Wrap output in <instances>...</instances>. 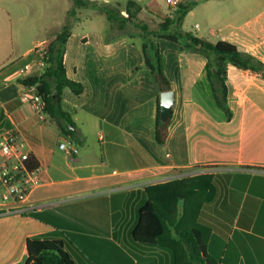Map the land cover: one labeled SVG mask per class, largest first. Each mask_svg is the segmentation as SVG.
I'll list each match as a JSON object with an SVG mask.
<instances>
[{
    "label": "crops",
    "instance_id": "crops-1",
    "mask_svg": "<svg viewBox=\"0 0 264 264\" xmlns=\"http://www.w3.org/2000/svg\"><path fill=\"white\" fill-rule=\"evenodd\" d=\"M182 3L195 4L188 15H198V37L234 44L264 63V0ZM94 13L77 14L66 44L67 76L84 86L80 95L68 87L62 92L63 108L75 124L73 135L61 134L48 118L40 122L31 106L18 101L23 91L19 80L24 77L7 82L17 70L0 74V135L15 131L24 152L40 162L34 171L40 182L22 205L25 213H17L19 206L12 204L8 211H0L3 262L22 264L27 239L40 237L64 240L76 264H174L167 245L133 240L138 212L148 200L146 189L209 175L215 194L210 198L195 186V196L187 203V210L194 211L189 225L201 231L207 253L217 264H264L262 76L228 65L233 114L228 121L210 100L207 60L157 39L164 72L177 94L162 148L154 128L161 91L152 73L142 68L140 43L122 35L108 20L102 28L89 26ZM150 15L157 25L158 17ZM61 28H44L47 37L32 42L23 58L34 59V66V50ZM66 141L79 149L73 158L59 148ZM36 205L46 207L28 211Z\"/></svg>",
    "mask_w": 264,
    "mask_h": 264
},
{
    "label": "trees",
    "instance_id": "trees-1",
    "mask_svg": "<svg viewBox=\"0 0 264 264\" xmlns=\"http://www.w3.org/2000/svg\"><path fill=\"white\" fill-rule=\"evenodd\" d=\"M72 3L73 6L61 30L42 44L45 61L42 72L19 80L23 86H35L36 92L44 102V113L48 121L56 124L61 134L71 136L75 128L71 115L63 108V89L68 87L75 95L84 92L82 83L67 76L64 64L66 44L78 10L91 9L96 14L105 16L114 28L132 42L139 40L144 58L142 68L149 70L156 78L161 93L173 90V85L164 72V57L156 42L157 39L172 42L182 52L203 56L207 60L206 74L211 88L210 100L228 121L233 115L228 104V65L259 74L264 79V63L254 56L239 51L234 44L225 41L213 43L184 29L185 18L195 6L193 3H181L168 13L158 4L149 3L147 11L159 19L155 28L139 18L143 9L133 0H129L124 9L120 3L107 5L97 0H72ZM35 51L36 49L34 53ZM160 97L161 94L156 99L154 128L156 142L164 148L171 115L168 121L161 120ZM11 106L12 103L7 104L9 109ZM25 163L30 172L40 167V162L33 154H29ZM210 180L211 176L201 175L147 188L148 200L138 212V221L132 231L133 240L146 245H167L174 255V264H217L207 253L201 231L189 225L193 220L194 211L187 210V203L195 196V186L207 191L212 198L215 187L211 186ZM33 215L40 218V214ZM22 264L76 263L66 250L64 240L34 237L26 241V256Z\"/></svg>",
    "mask_w": 264,
    "mask_h": 264
},
{
    "label": "rangeland",
    "instance_id": "rangeland-1",
    "mask_svg": "<svg viewBox=\"0 0 264 264\" xmlns=\"http://www.w3.org/2000/svg\"><path fill=\"white\" fill-rule=\"evenodd\" d=\"M97 1L107 5H116V3H120L122 7H125L129 0ZM133 1L143 9L141 12V19L146 20L152 28H155L156 24L152 23L151 19H149L151 17L153 18V16H151L146 9L151 0ZM157 1L163 8H167V0ZM72 6V0H0V74L7 70H13L15 72L17 70V72L7 80L8 83H16L17 79L22 77V75L18 73V67H20V65L24 66L25 63L33 65L34 59L23 58L24 53L33 46L32 42L47 37L44 29L46 27L50 26L52 31L60 29L62 25H64L68 17L67 13ZM79 12H82L85 16L94 13L91 9L78 10V13ZM95 15L92 22L88 24L89 26H99L102 28L109 25L105 17L98 16V14ZM197 16L198 15L195 13L190 14L184 21V29L191 31L195 35H199L195 31ZM132 30L135 31L136 29L132 28ZM137 41L140 43L139 40ZM10 57L12 60L9 62L8 59ZM192 59L197 60L195 57H192ZM41 72L42 70L40 73ZM29 74L30 76L33 75L31 72ZM35 74H39V71H36ZM1 97L0 93V99ZM217 110L223 114L220 109L217 108ZM0 264H6L3 262L1 252Z\"/></svg>",
    "mask_w": 264,
    "mask_h": 264
},
{
    "label": "built area",
    "instance_id": "built-area-1",
    "mask_svg": "<svg viewBox=\"0 0 264 264\" xmlns=\"http://www.w3.org/2000/svg\"><path fill=\"white\" fill-rule=\"evenodd\" d=\"M182 3V0H167V4L172 9H176ZM36 58L34 66L26 64L19 70L22 77L26 78L36 71H41L45 66L43 60V46L36 48ZM27 75V76H26ZM23 91L19 94V101L27 104L36 112L40 122H46L47 116L44 113V102L42 97L36 92L35 86H23ZM70 158L79 153V149L70 141L59 145ZM29 153L24 152V143L19 140L15 131H8L0 135V211H8L10 204L19 206L17 213H25L26 207L22 205L27 203L29 193L33 186L39 184L40 177L35 172L28 171L26 160ZM46 207L45 205H36L28 208V211H36Z\"/></svg>",
    "mask_w": 264,
    "mask_h": 264
},
{
    "label": "water",
    "instance_id": "water-1",
    "mask_svg": "<svg viewBox=\"0 0 264 264\" xmlns=\"http://www.w3.org/2000/svg\"><path fill=\"white\" fill-rule=\"evenodd\" d=\"M177 94L175 90L161 93L160 97V118L163 122L169 120L172 110L176 104Z\"/></svg>",
    "mask_w": 264,
    "mask_h": 264
}]
</instances>
